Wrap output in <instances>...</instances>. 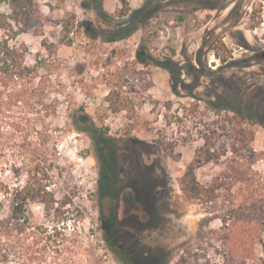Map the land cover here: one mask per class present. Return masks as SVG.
<instances>
[{"label":"rangeland","instance_id":"374dc122","mask_svg":"<svg viewBox=\"0 0 264 264\" xmlns=\"http://www.w3.org/2000/svg\"><path fill=\"white\" fill-rule=\"evenodd\" d=\"M38 1L47 25L12 44L26 46L27 64L41 69L52 188L69 203L59 217L35 208L49 234L61 227L63 242L30 264H173L202 221L223 229L211 234L212 262L264 264V0H127L124 17L119 0ZM221 43L229 53H218ZM207 100L253 122L256 162L229 202L190 201L180 186L203 145L197 119L219 118ZM0 121V178L24 184L39 148H22L2 113ZM222 169L204 166L198 180L209 187ZM249 199L260 211L232 218Z\"/></svg>","mask_w":264,"mask_h":264},{"label":"trees","instance_id":"16d2710c","mask_svg":"<svg viewBox=\"0 0 264 264\" xmlns=\"http://www.w3.org/2000/svg\"><path fill=\"white\" fill-rule=\"evenodd\" d=\"M119 1L123 6L120 16H127L131 11L129 3L127 0ZM5 5L8 6V11L3 10ZM180 19L184 21L183 18ZM48 21L38 0H0V31L4 34V38L0 40V113L9 122L7 125L10 135H20L22 148H39L27 175L28 180L24 184L7 182L0 178V264H7L18 258L23 259L25 264H30L34 259L43 258L51 243L58 247L63 242L60 239L61 227L55 228L52 235L49 234L45 224L38 222L35 212V208L41 206L48 216L59 217L62 209L69 203L67 200L59 202L52 188L53 155L47 148L54 141V137L42 116L47 105L45 88L40 80L41 69L27 64L29 49L26 46L12 44L21 33L41 32ZM71 26L73 24L69 23L65 29L70 32ZM219 49L229 53L224 43L217 47L218 53ZM57 50L58 46H53L51 52ZM218 53L216 56L220 57ZM227 59L225 57L221 60L226 62ZM173 92L180 94L175 86ZM204 103L205 109L216 112L219 118L208 124L205 122L206 114L197 119L195 125L201 128L203 145L196 149L195 157L180 181L181 190L190 201L229 202L236 199L233 195L235 188L239 186L243 189V185L250 182L246 177L251 175L257 156L252 147L255 136L253 122L246 115L227 106H217L212 100ZM15 110H18L19 117L11 115ZM34 112L38 113V119L30 118ZM107 131L106 129L103 133ZM34 133L37 135L36 141L31 138ZM105 161L110 169L109 157ZM211 164L221 165L223 169L214 178L211 186L206 187L198 180L197 170ZM250 201L252 200L239 204L238 208L231 211V217L238 220L260 211L258 203ZM220 219L225 226L227 220ZM220 231L223 229L212 230L202 221L194 242L173 264H227L226 258L223 263H214L206 255L212 239L211 234L218 235ZM230 234L232 235L231 232ZM236 236L232 239L229 236V241ZM30 240L32 244L28 243ZM253 252L252 248H244V253L250 258H253ZM248 261L249 258L246 257L240 264H247Z\"/></svg>","mask_w":264,"mask_h":264}]
</instances>
